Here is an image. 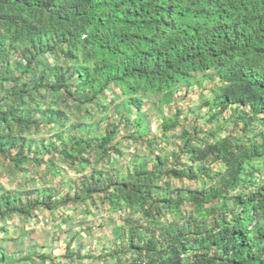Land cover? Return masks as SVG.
<instances>
[{
  "label": "trees",
  "instance_id": "trees-1",
  "mask_svg": "<svg viewBox=\"0 0 264 264\" xmlns=\"http://www.w3.org/2000/svg\"><path fill=\"white\" fill-rule=\"evenodd\" d=\"M0 178L42 262L264 264V0H0Z\"/></svg>",
  "mask_w": 264,
  "mask_h": 264
},
{
  "label": "rangeland",
  "instance_id": "rangeland-1",
  "mask_svg": "<svg viewBox=\"0 0 264 264\" xmlns=\"http://www.w3.org/2000/svg\"><path fill=\"white\" fill-rule=\"evenodd\" d=\"M197 87V86H196ZM193 97V96H192ZM192 97H191V94H189V97H186V98H184V100H185V102H188V101H190V100H192ZM167 106H165V110H167L168 111V108H166ZM8 178H10V177H8ZM0 180H1V182H3V183H5L4 182V180L2 179V178H0ZM6 180V179H5ZM11 180V179H10ZM14 180V179H13ZM12 180V181H13ZM183 184V185H187V184H190V185H192L193 183H189V181L188 180H186V179H183L182 180V182H179V181H175V184ZM39 216H41V215H39ZM47 216V215H46ZM106 217V216H105ZM105 220H107L106 218H105ZM108 222V221H107ZM106 222V223H107ZM7 225H6V229H7V231L6 232H2V233H0V236H2L3 238H4V240L2 241L1 240V242H0V245L1 246H3V247H5L6 248V250H7V252H8V250H11V251H17V248H18V245H17V243L16 242H18V240H23V239H28L29 240V238H33V236H41V237H44L45 239L44 240H46L45 242H48L49 240H48V238L49 239H51V241L53 242L55 239H56V243L55 244H60L62 247H63V241H61L62 239H59L58 238V236L59 235H57V234H59V233H54L55 232V227L52 225V224H50V223H44L43 221H41V222H33V223H27V224H21V222H19V220H17V218L16 219H14V221H11V220H8L7 221ZM38 225V227L37 226H35V225ZM24 226V227H26L27 229H29V230H31V229H33V231L35 230H39V232H33V236H32V234L31 235H27V236H24L25 234H21L18 238H17V230H15L16 229V227L17 226ZM108 225H110L111 227L113 226V222L110 224V223H108ZM63 228H64V225L62 226ZM78 228V227H77ZM87 231V230H86ZM92 232H94V231H92ZM95 232L96 233H94L95 234V236H96V238H98V237H104V236H106L110 231H109V229H105V227H100V228H96V230H95ZM88 233V232H87ZM55 234V235H54ZM60 235H64L63 233L62 234H60ZM90 236V235H89ZM89 236L87 235V236H85L84 237V239H89ZM91 236H92V238H93V235L91 234ZM65 237V235L63 236V238ZM91 239V238H90ZM12 240H14L15 242H13ZM97 240V239H96ZM94 241L93 243H91V244H87V247H92V246H94V247H96L97 245H96V243H97V241ZM99 240L100 239H98V242H99ZM16 243V244H15ZM12 244H14L13 246H12ZM45 244H47V243H45ZM51 244V243H50ZM48 245V244H47ZM52 245V244H51ZM54 245V244H53ZM38 250H42V251H46V249H47V247L46 248H44V249H41V248H37ZM57 248L55 247V248H53V251H52V253H55ZM83 251H84V249H82ZM99 249L98 248H95V253H97V251H98ZM20 253H17V254H15V257H16V259H20ZM17 257H19V258H17ZM87 261H89L90 263L89 264H111V262H109V261H106L105 259H101V260H99V258H96V257H94V258H89V259H87ZM17 263L19 262V261H16ZM48 263L49 264H51L49 261H48ZM14 264H16V263H14ZM81 264V263H80Z\"/></svg>",
  "mask_w": 264,
  "mask_h": 264
},
{
  "label": "crops",
  "instance_id": "crops-1",
  "mask_svg": "<svg viewBox=\"0 0 264 264\" xmlns=\"http://www.w3.org/2000/svg\"><path fill=\"white\" fill-rule=\"evenodd\" d=\"M35 226L38 227V225L36 224ZM33 232H39V230H34ZM32 236L34 235L33 233H31ZM26 236V234L24 235ZM30 239V238H29ZM45 238L44 237H41V236H33L32 239L28 240V239H23V240H18L17 245H18V248H17V251H11V250H6L8 256H11L14 261L13 262H10L9 264H49L47 260H45L44 262H42L40 259H37V253H40L42 250H38L37 249V246L40 244V243H43L44 245H47L45 244V241L47 240H44ZM49 242L51 241V239H49ZM15 243V244H16ZM48 243V242H46ZM55 244V243H54ZM14 244H12L13 246ZM50 245V243L48 244ZM17 253H20V260L19 259H16L15 257V254ZM26 254H29L31 256V259H27V260H22L21 258H23L24 255ZM19 258V257H17ZM81 264H89L90 262L87 261V258H84V259H81ZM16 261H19L18 263ZM60 264H66L63 262V260H60ZM79 261V260H78ZM78 261H76L75 264H80L78 263ZM51 264H54L53 262L49 261ZM80 262V261H79Z\"/></svg>",
  "mask_w": 264,
  "mask_h": 264
}]
</instances>
